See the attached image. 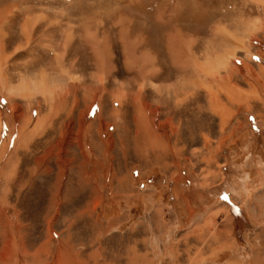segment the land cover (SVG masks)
Segmentation results:
<instances>
[{
    "label": "rangeland",
    "instance_id": "1",
    "mask_svg": "<svg viewBox=\"0 0 264 264\" xmlns=\"http://www.w3.org/2000/svg\"><path fill=\"white\" fill-rule=\"evenodd\" d=\"M0 74V264H264V0H0Z\"/></svg>",
    "mask_w": 264,
    "mask_h": 264
},
{
    "label": "bare ground",
    "instance_id": "2",
    "mask_svg": "<svg viewBox=\"0 0 264 264\" xmlns=\"http://www.w3.org/2000/svg\"><path fill=\"white\" fill-rule=\"evenodd\" d=\"M261 2H263V1H261ZM232 58H234L233 52L231 54L224 56L223 58H218L212 62L211 61H205L204 63H199V62H196V60L194 59L195 60L194 64H195L196 70L199 71L200 73H202V75H204L209 80L210 84L214 85V87L216 88V91L219 90V91L226 93V95H228V98H230V99L235 98V97L233 98L232 97L233 94H231L232 89L235 87V84L232 82V76L236 72L235 66H237L235 64L232 65V63H231ZM219 69L223 70L224 74L221 75L219 73V71H220ZM2 79H3V76H2V74H0V90H4V91L8 92L10 90V86H7V82L1 83ZM39 87H40L41 92H45L47 90V86L45 85V83H40ZM207 89H208V94H209V102H210L211 107H212V108L211 107L210 108L212 110H214V109H216V105H217V103L215 104V102L219 101V99L217 97L216 92H213L210 86H208ZM25 92L28 95H30L32 90H31V88H26ZM54 93H56V91ZM236 93H237V91H236ZM53 97H54V95H53L52 89H51L49 99H52ZM218 105H222V104H218ZM222 108H223V106H222ZM141 117H143V116H141ZM142 119L144 121L146 120L145 118H142Z\"/></svg>",
    "mask_w": 264,
    "mask_h": 264
},
{
    "label": "snow or ice",
    "instance_id": "3",
    "mask_svg": "<svg viewBox=\"0 0 264 264\" xmlns=\"http://www.w3.org/2000/svg\"><path fill=\"white\" fill-rule=\"evenodd\" d=\"M20 55H22V56L31 55L33 57L32 62H31L33 65L38 64L40 62V60L43 58L42 52H40L38 50L37 51H32V52L24 51ZM238 63H240V62L238 61Z\"/></svg>",
    "mask_w": 264,
    "mask_h": 264
}]
</instances>
